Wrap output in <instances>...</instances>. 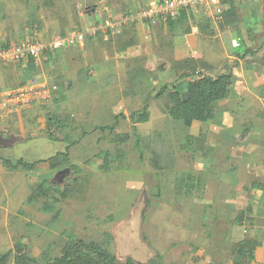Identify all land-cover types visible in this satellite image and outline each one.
<instances>
[{"label": "rangeland", "instance_id": "374dc122", "mask_svg": "<svg viewBox=\"0 0 264 264\" xmlns=\"http://www.w3.org/2000/svg\"><path fill=\"white\" fill-rule=\"evenodd\" d=\"M112 3L115 0H0V37L13 43L83 30L92 11ZM122 11L114 9L112 14H131ZM166 19L160 16L156 22ZM99 20L92 19L86 29ZM187 26L191 31L186 22L175 33L166 27L167 35L157 29L160 47L142 45L141 53L131 56H126V46L135 41L123 43L124 31L119 37L99 40L84 54L86 67L98 72L82 80L85 87L77 88L72 80L68 87L52 88L56 93L51 102L0 117V135L13 138L7 144L0 137V155L14 163L18 158L42 160L29 170H10L0 163V254L12 250L6 264H16L17 240L26 245L28 255L44 262L60 255L70 236L103 243L105 233L111 236L109 248L119 264H126L128 258L134 264L251 262L254 246L245 240L251 235L247 216L260 196L251 186L255 175L241 169L238 154L227 146L220 147L224 150L209 146L217 143L220 127L215 123L195 122L185 128L168 114L167 97H154L162 84L177 82L179 74L187 71L185 59L206 65L198 69L207 74L228 63L218 37L207 46L203 40L202 54L182 60L173 57L165 47H170L176 32H188ZM90 39L86 36L83 42ZM44 63L35 74L23 61L0 64V92L28 84L39 73H45L52 85V74L61 68L56 60ZM181 83L184 96L185 83ZM62 89L67 91L59 92ZM148 94L149 118L139 122L131 115L141 110ZM112 124L116 125L110 131L106 126ZM242 128L235 121L231 131L236 137ZM68 144L69 158L63 161L57 154ZM74 165L79 172L73 171ZM187 174L193 177L189 192L188 187L178 189L179 179ZM43 180L67 188V196L38 195L36 188ZM46 204L53 209L45 210Z\"/></svg>", "mask_w": 264, "mask_h": 264}, {"label": "crops", "instance_id": "0c3cea01", "mask_svg": "<svg viewBox=\"0 0 264 264\" xmlns=\"http://www.w3.org/2000/svg\"><path fill=\"white\" fill-rule=\"evenodd\" d=\"M108 1L112 2L114 0ZM148 3L149 0H115V3H112L111 6L103 4L102 9L100 8L101 10L92 11L94 13L91 12L90 21H88L87 25H84L85 27H82V29L85 30L90 26L92 19L100 18L99 21H101L109 14L114 13V9H118V12L126 9L131 11L130 13H135L141 9L142 4L145 6L148 5ZM223 8L224 11L221 20H215L211 8L198 9L195 7L193 12L190 10L191 17L188 19V23L192 25L191 31L183 33L176 32L177 35L172 36L170 47H164L165 49H171L173 57L182 60L191 55L198 53L202 54L204 51L202 49L203 40L206 41L205 46L208 45L207 43L211 39L214 40L217 39V37L222 41H219V43L223 45L222 55L224 58L228 57V63H225L223 66H228V70H230L232 74V82L228 95L212 105L215 110V117L211 119L210 123L213 125L215 123L220 129L218 128L219 131L216 134L217 143L214 142L213 144H209V146L215 149L225 145L229 148V151L236 152L239 156V166L241 169L255 175L256 178L252 182L264 185V122H257L259 124L254 122L255 119L258 118L264 120V0H225L223 1ZM102 13L105 15L104 17ZM112 15L118 17L117 14ZM207 18L210 20L213 29L211 35L206 32H201L197 28L198 22ZM82 21V23H85L87 20ZM156 25L160 26L156 27ZM166 27L168 28V25L165 21L156 22V19L135 21L124 25L122 27L123 29H121V31H124L123 43H126L124 41L130 39L135 41L133 45L126 46V56L140 54L142 45H146V47H152L153 45L160 47L157 41H160L161 36L156 30L163 29L165 35H167L168 32ZM57 30H61V28L59 27ZM31 32L33 35L34 32ZM65 33H57L51 35L48 39L36 40L47 41L58 34ZM120 33L112 34L109 32L108 34H104L99 31L95 33V35L99 34V38L93 36V34L87 35L91 36L88 43L83 42L78 46L61 48L58 52L55 51L54 53L47 51L41 56L38 63L34 62V66L32 67L33 72L31 73L35 74L34 72H38V69L43 70L45 67V60L50 64L52 60H56L61 71L57 74H52L51 79H53L52 81H54V83L50 86H55L54 91H57V89L59 90L64 84L68 87L72 80L76 82L77 88L85 87L86 85L85 83L83 84L82 80H88L87 78H90V74L94 71H92L91 66L86 67L88 62L84 59V54H87L90 47L99 40L116 38L117 35L119 37ZM5 41H7L5 36L0 37V45H6L4 44ZM122 48L120 47L121 50ZM245 49L253 51V53L247 52L244 57L238 58L236 54L243 52ZM22 61L24 62V66L27 67L25 64H28V60ZM228 70L222 67V69L216 73ZM94 73L97 75L98 72L95 71ZM35 79L40 82L45 81L47 84L49 83L45 73L35 75ZM24 85L26 84L20 86ZM65 90L66 89H62L59 92L63 93ZM54 94L52 93L51 99H53ZM33 106H36V104ZM33 106H31V108ZM26 109L19 110L15 113ZM0 112L2 113L0 117H5L4 114H10V112H5L1 108ZM230 113L231 116L229 115ZM235 121L240 128L243 127V130H241L236 137L235 133L231 131V127ZM195 122L200 121H194L193 123ZM245 128V136L241 140L238 139ZM0 137L1 139L6 138L2 135H0ZM219 139L220 141H218ZM232 155L233 157L235 156V154ZM252 188H254V193L260 196L255 198V209H251L249 216H247V218H250L248 227L250 228L251 235L249 241L254 246L252 260L249 264H264V190L257 187Z\"/></svg>", "mask_w": 264, "mask_h": 264}, {"label": "trees", "instance_id": "16d2710c", "mask_svg": "<svg viewBox=\"0 0 264 264\" xmlns=\"http://www.w3.org/2000/svg\"><path fill=\"white\" fill-rule=\"evenodd\" d=\"M225 0H222V2ZM191 9L186 8L182 9L176 18L167 17L166 23L168 25L169 30L174 31L184 25V23L188 22V19L191 17ZM197 28L211 35L213 33V29L211 27L210 20L204 19L200 20L197 24ZM185 31L190 30L187 26ZM9 41H5L4 44H8ZM247 52L253 53V51H249L247 49L243 50V52L237 53V57L241 58ZM199 63L198 66L195 64V60L193 58H188L182 61V64L187 66V71L181 72L178 76L177 82L164 83L160 86L158 92L154 97L160 98L162 96H166L168 99V114L174 119L178 120L185 128H189L194 121L206 122L215 117V110L212 105L216 101L225 98L230 89V85L232 82V74L230 70L222 71L220 73H216L214 75H210L202 72L198 68L200 66H206L204 64ZM29 66H34V60L32 58L28 59ZM30 72H33L31 70ZM185 83V94L182 95V87L180 85ZM148 106H149V94L143 98L141 110L135 111L132 113V117L136 116V119L140 121H146L149 118L148 114ZM123 116L122 114H120ZM118 115H115L117 118ZM116 124H112L110 126H106L108 130H114ZM101 130H105V127H99ZM136 132V128H134V133ZM246 134V128L242 134L239 135L238 139H243ZM69 149L70 144L65 146V150L63 152H58L57 155L61 156L62 160L68 161L69 158ZM56 157V156H55ZM42 160L36 161H25L23 158H18L14 163L12 160L2 157L0 155V163L7 169L14 170L17 168L22 169H32L35 167L37 163ZM106 161V160H105ZM107 162V161H106ZM74 172H79L80 169L74 165L71 166ZM193 177L192 175L187 174L184 177L179 179V187L178 189H182V187L186 188V192H189L190 186L192 185ZM191 183V184H190ZM252 187H257L261 190H264V185L261 183L253 182L251 184ZM177 189V190H178ZM38 195L47 196L49 193H56L59 197L65 198L67 196L68 189L67 188H59L54 186L50 181L43 180L36 188ZM31 199V198H29ZM45 210L53 209L52 205H45ZM58 210L54 213L57 214ZM145 213V210L142 211V215ZM243 214H239L237 217L238 222L242 221ZM110 235L109 233L104 234L103 243H99L95 240H85L82 238L72 237L70 236L68 241L64 244L61 249L60 255L49 258V260L44 262H38L34 257L30 256L26 252V245L17 240L14 244L15 249L18 250V254L15 256L16 264H119L115 257V254L112 253L109 248L110 243ZM245 243H251L249 240H245ZM48 250L45 251V254H48ZM12 254V250H8L7 252L0 254V264H6L10 260V256ZM126 264H134V261L131 258L127 259Z\"/></svg>", "mask_w": 264, "mask_h": 264}, {"label": "built area", "instance_id": "2783aa9c", "mask_svg": "<svg viewBox=\"0 0 264 264\" xmlns=\"http://www.w3.org/2000/svg\"><path fill=\"white\" fill-rule=\"evenodd\" d=\"M203 6L211 8L215 20H221L224 8L222 0H149L146 7L141 10L114 17L109 14L104 20L92 25L85 30L72 29L65 34H58L50 40H19L7 45H0V64L28 60L32 58L38 63L41 56L47 51H55L65 47H71L83 42L88 34L94 32H111L118 34L124 25L141 20H154L160 16L176 18L182 9ZM52 88L47 83L37 81L6 90L0 93V108L5 112H17L30 108L34 104L44 105L52 96Z\"/></svg>", "mask_w": 264, "mask_h": 264}, {"label": "flooded vegetation", "instance_id": "af4514ba", "mask_svg": "<svg viewBox=\"0 0 264 264\" xmlns=\"http://www.w3.org/2000/svg\"><path fill=\"white\" fill-rule=\"evenodd\" d=\"M5 139H6L5 141L7 142V144L13 140L12 137H6Z\"/></svg>", "mask_w": 264, "mask_h": 264}, {"label": "water", "instance_id": "95a60500", "mask_svg": "<svg viewBox=\"0 0 264 264\" xmlns=\"http://www.w3.org/2000/svg\"><path fill=\"white\" fill-rule=\"evenodd\" d=\"M224 69H225V70H228V66L225 65V66H224ZM2 140H5V138H4V139L2 138Z\"/></svg>", "mask_w": 264, "mask_h": 264}]
</instances>
